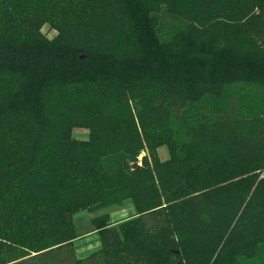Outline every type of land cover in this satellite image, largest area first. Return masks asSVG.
<instances>
[{
  "label": "trees",
  "instance_id": "trees-1",
  "mask_svg": "<svg viewBox=\"0 0 264 264\" xmlns=\"http://www.w3.org/2000/svg\"><path fill=\"white\" fill-rule=\"evenodd\" d=\"M0 21V264H264V0H0ZM127 200L80 256L74 214Z\"/></svg>",
  "mask_w": 264,
  "mask_h": 264
},
{
  "label": "rangeland",
  "instance_id": "rangeland-1",
  "mask_svg": "<svg viewBox=\"0 0 264 264\" xmlns=\"http://www.w3.org/2000/svg\"><path fill=\"white\" fill-rule=\"evenodd\" d=\"M3 27L4 23L0 21V28ZM42 32L49 38H52L57 34V30L52 28L49 24L43 25ZM89 133V129L82 127H75L72 131L73 137L77 139H88ZM158 152L162 160L168 159L171 155L170 147L167 144L159 146ZM103 213H109L110 220L118 223L120 220L133 216L136 213V208L131 200H127L121 205L106 207L95 212L82 210L75 213L74 218L78 237L75 239L74 243L77 253L80 256H85L101 246L99 235L93 230L94 226L92 218L95 215Z\"/></svg>",
  "mask_w": 264,
  "mask_h": 264
},
{
  "label": "crops",
  "instance_id": "crops-1",
  "mask_svg": "<svg viewBox=\"0 0 264 264\" xmlns=\"http://www.w3.org/2000/svg\"><path fill=\"white\" fill-rule=\"evenodd\" d=\"M94 232H96V230H94Z\"/></svg>",
  "mask_w": 264,
  "mask_h": 264
}]
</instances>
